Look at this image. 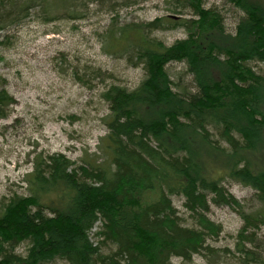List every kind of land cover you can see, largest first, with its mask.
<instances>
[{
  "label": "trees",
  "instance_id": "trees-1",
  "mask_svg": "<svg viewBox=\"0 0 264 264\" xmlns=\"http://www.w3.org/2000/svg\"><path fill=\"white\" fill-rule=\"evenodd\" d=\"M53 1L0 0V32L35 7L49 13ZM231 1L245 13L235 34L204 0H177L175 15L149 22L110 25L104 48L142 65L145 77L135 89L112 84L103 92L110 112L102 161L34 155L24 177L28 193L0 205V264L189 262L207 237L222 231L207 216L210 205L241 207L226 179L253 188L264 204V75L248 65L264 62V0ZM186 8L193 10L190 18L181 16ZM177 28L189 34L172 45L153 36ZM171 62L187 64L195 92L174 89ZM14 102L0 91V118ZM174 196L184 198L196 226L182 224ZM242 215L240 264L261 263L245 246L254 231H245L264 224V209ZM24 242L25 255L17 252ZM107 244L115 249L104 253Z\"/></svg>",
  "mask_w": 264,
  "mask_h": 264
},
{
  "label": "rangeland",
  "instance_id": "rangeland-1",
  "mask_svg": "<svg viewBox=\"0 0 264 264\" xmlns=\"http://www.w3.org/2000/svg\"><path fill=\"white\" fill-rule=\"evenodd\" d=\"M176 5L177 0H57L49 13L35 7L28 17L0 32V91L15 101L7 116L0 118V205L13 194L28 193L24 177L32 171L36 153L61 152L79 164L102 161L100 146L108 132L105 118L110 112L103 92L112 84L135 89L145 77L142 65L107 52L105 32L112 23L149 22L175 15ZM204 7L216 9L231 34L245 16L231 0H204ZM183 12L181 16L190 18L193 10ZM188 34L186 29L177 28L155 31L153 36L172 45ZM248 65L264 75V62ZM167 69L176 91L197 90L185 62H171ZM224 183L241 207L211 204L207 216L222 231L207 237L205 249L191 261L174 257L172 264H240L237 248L245 227L242 214L264 209V204L253 188L231 179ZM172 200L182 224L196 226L184 198L174 196ZM99 227L97 223L91 231L94 242L100 240ZM253 231V243L245 246L262 261L255 264H264V224L245 233ZM27 248L24 242L17 252L25 255ZM114 249L107 244L102 251ZM45 264L68 263L57 260Z\"/></svg>",
  "mask_w": 264,
  "mask_h": 264
}]
</instances>
